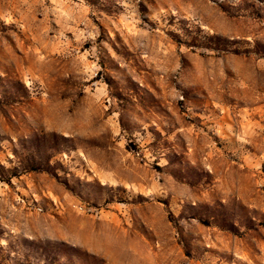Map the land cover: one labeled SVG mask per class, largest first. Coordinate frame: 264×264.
<instances>
[{
    "label": "rangeland",
    "instance_id": "1",
    "mask_svg": "<svg viewBox=\"0 0 264 264\" xmlns=\"http://www.w3.org/2000/svg\"><path fill=\"white\" fill-rule=\"evenodd\" d=\"M0 264H264V0H0Z\"/></svg>",
    "mask_w": 264,
    "mask_h": 264
}]
</instances>
